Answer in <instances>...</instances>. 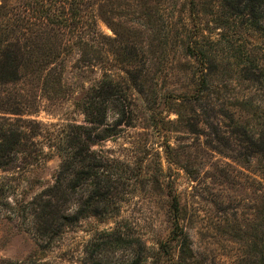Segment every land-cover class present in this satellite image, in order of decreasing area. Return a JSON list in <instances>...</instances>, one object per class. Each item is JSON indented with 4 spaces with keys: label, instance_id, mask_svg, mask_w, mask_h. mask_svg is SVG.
I'll return each mask as SVG.
<instances>
[{
    "label": "rangeland",
    "instance_id": "374dc122",
    "mask_svg": "<svg viewBox=\"0 0 264 264\" xmlns=\"http://www.w3.org/2000/svg\"><path fill=\"white\" fill-rule=\"evenodd\" d=\"M209 1L219 7L222 4V0ZM53 4L54 0H0L13 25L17 13ZM172 4L167 5L166 13L174 14L177 38H197L204 52L203 65L216 68L214 85L227 75L235 80L231 93L263 99L261 92L253 93L259 85L240 79L246 66L244 51L255 62L264 59V35L250 30L244 21L225 30L207 20L198 24L181 0H172ZM98 29L112 37L101 21ZM78 59L76 51L64 57L60 83L56 71L49 77L28 76L16 84L0 85V126L20 124L33 137L29 166L23 164L26 153L21 152L15 163L18 168L0 170V182L11 188L9 206L0 208V262L126 264L123 261L128 260L131 264L134 260L135 264H174L179 247L170 233V193L179 200L182 235L191 240L195 264H229L242 256L247 249L244 242L257 241L263 230L264 181L252 160L246 162V150L232 138L230 121L218 118L222 122L218 126L212 120L217 112L205 104L219 105L214 94L207 96L209 101L197 104L176 100L186 92L190 75L189 70H177L182 66L176 60L174 76L159 85L167 99L157 98L154 104L148 84L140 88L120 65L112 60L105 64L120 93L126 95L133 118L132 127H117V116L110 107L106 126L116 134L96 138L100 134L96 131L97 136H92L91 150L115 165L117 176H130L121 189L124 194H115L113 199L119 200L118 213L107 218L86 216L61 232L30 230L31 220H25L23 206L14 203L27 202L52 186L60 159L48 149L51 138L59 136L67 125L85 126L76 103L101 78L100 66L89 67ZM176 112L183 116V125L177 122ZM200 119L213 123L212 127L202 125ZM76 203L72 198L73 209L78 207ZM116 227L135 242L131 248L111 249L105 244ZM237 228L240 240H235ZM159 243L165 244L163 251L168 255L160 257L162 262L157 259Z\"/></svg>",
    "mask_w": 264,
    "mask_h": 264
},
{
    "label": "trees",
    "instance_id": "16d2710c",
    "mask_svg": "<svg viewBox=\"0 0 264 264\" xmlns=\"http://www.w3.org/2000/svg\"><path fill=\"white\" fill-rule=\"evenodd\" d=\"M181 1L198 24L207 20L225 30L244 21L250 30L264 35V0H222L220 7L215 4L217 2L209 0ZM168 4L171 5L172 0H54L53 5L38 6V11L17 13L14 25L7 10L3 11L5 7L0 6V85L16 84L28 76L45 78L56 71L60 83L63 59L73 51L79 56L77 61L89 67L100 66L101 70V78L76 103L85 126L67 125L59 136L51 138L53 142L48 149L60 159L54 183L31 200L14 203L23 206L25 220H31L30 230L61 232L83 217L107 218L118 213L119 200L116 199L117 203L113 199L115 194H124L121 189L130 182V176H117L116 166L91 150L92 136H97L96 131L100 133L96 138L116 134L110 133L113 131L106 126L110 107L117 116L115 126L132 127L133 124L131 108H127L128 99L120 93L105 66L111 60L123 68L134 84L140 88L145 84L150 86L152 104L157 98L167 99L166 94L160 93V83L174 76V60L182 66L178 71L185 73L189 70L187 90L176 100L197 104L209 101L207 96L214 94L219 105L205 104H209V110L217 112V117L212 120L218 126L222 123L218 118L230 121L232 138L246 150V162L252 160L264 181V59L261 63L255 62L244 51L246 66L243 68L244 78L240 79L259 85L260 88L255 87L253 93L261 92L263 99L257 101L255 97L248 99L231 93L235 80L227 75L214 85L216 68L203 65L204 52L196 37L177 38L174 14L166 13ZM174 5L171 9L175 8ZM98 21L111 31L112 37L100 32ZM193 28L197 30L196 25ZM178 52L181 55H176ZM238 53L242 57L241 47ZM176 114L177 122L183 125V116ZM200 122L205 126L213 125L206 119H200ZM32 138L20 124L1 125L0 170L18 168L15 163L21 152L26 153L23 164L29 166ZM127 169L133 170L129 166ZM10 190L0 182V200L4 201H0L1 209L9 206ZM167 196L170 198L171 238L179 247L174 264H195L191 240L182 235L179 200L171 193ZM72 198L78 204L74 209L70 205ZM262 212L264 214V201ZM261 226L263 230L259 239L243 241L247 248L245 253L229 264H264V219ZM238 231L237 228L235 240H240ZM108 236L112 238L105 244L111 249H127L135 243L118 227ZM164 247V243H159L157 259L168 256ZM123 262L129 263L128 260ZM135 263L131 261V264ZM0 264L10 263L2 261Z\"/></svg>",
    "mask_w": 264,
    "mask_h": 264
}]
</instances>
